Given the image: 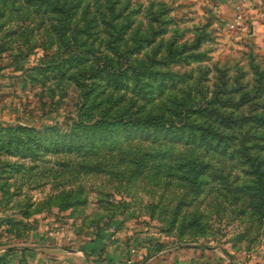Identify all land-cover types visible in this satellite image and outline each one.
Wrapping results in <instances>:
<instances>
[{"label":"rangeland","instance_id":"rangeland-1","mask_svg":"<svg viewBox=\"0 0 264 264\" xmlns=\"http://www.w3.org/2000/svg\"><path fill=\"white\" fill-rule=\"evenodd\" d=\"M220 2L0 0V127L68 130L83 83L139 111L264 118V37ZM227 162L192 190L180 172L123 177L113 159L0 145V264H264V215L230 191L255 178Z\"/></svg>","mask_w":264,"mask_h":264},{"label":"trees","instance_id":"trees-1","mask_svg":"<svg viewBox=\"0 0 264 264\" xmlns=\"http://www.w3.org/2000/svg\"><path fill=\"white\" fill-rule=\"evenodd\" d=\"M58 6L56 8H62ZM103 74L108 84L119 82L107 68ZM70 76L79 83L75 74ZM83 86L86 89L81 95L82 102L76 116L70 118L68 130L60 125L47 126L43 130L21 125L0 127V145L11 155L22 158L49 152L75 154L82 159L99 156L113 159L123 177L134 173L141 176L151 169L158 176L164 169L170 175L180 172L179 184L192 190L209 173L213 176L233 171L227 161L237 162L243 171L255 178L254 185H236L230 191L247 190L254 203L252 216L264 215V118L194 106L158 113L139 111L134 110V103L129 105L121 101L122 94L115 97L96 93L95 83H83ZM176 145L181 147L176 150ZM169 160L174 163L164 165ZM97 163L85 165V168L101 169V162ZM180 207L181 204L175 205L174 216L178 217ZM171 221L177 223V218Z\"/></svg>","mask_w":264,"mask_h":264},{"label":"crops","instance_id":"crops-1","mask_svg":"<svg viewBox=\"0 0 264 264\" xmlns=\"http://www.w3.org/2000/svg\"><path fill=\"white\" fill-rule=\"evenodd\" d=\"M239 0H222L220 6L227 16H235V5ZM244 20L251 23V33L258 35L257 41L264 37V0H249L244 8Z\"/></svg>","mask_w":264,"mask_h":264},{"label":"built area","instance_id":"built-area-1","mask_svg":"<svg viewBox=\"0 0 264 264\" xmlns=\"http://www.w3.org/2000/svg\"><path fill=\"white\" fill-rule=\"evenodd\" d=\"M217 1H221V0H217ZM249 0H239L238 3L236 4V16H235V21L231 24V27L234 28L237 24L241 23V20H243V16H244V8L245 6L248 4ZM129 263H131V261H129Z\"/></svg>","mask_w":264,"mask_h":264}]
</instances>
